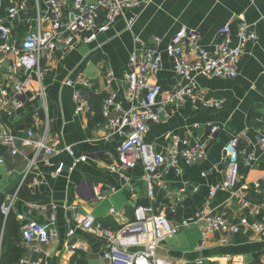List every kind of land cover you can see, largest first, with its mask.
I'll return each instance as SVG.
<instances>
[{
  "label": "crops",
  "instance_id": "0c3cea01",
  "mask_svg": "<svg viewBox=\"0 0 264 264\" xmlns=\"http://www.w3.org/2000/svg\"><path fill=\"white\" fill-rule=\"evenodd\" d=\"M15 1L25 3L29 19V22L13 24L14 35L21 39L30 27H36L37 2L0 0V22L7 21V7ZM39 5L41 12H46L48 0H39ZM65 8L66 12L71 4L66 2ZM137 12L140 13L138 19L130 28L126 18L120 17L110 31L99 34L96 40L59 51L53 60L44 61L41 75L44 99L37 83L19 97L20 107L11 100L1 103L0 94V136L13 135L15 148L20 152L13 155L10 148L0 147L4 158L0 163V194L5 199H14L11 215L15 223L18 222L14 234L22 248L15 264H24V258L29 264H72L77 259L83 260V264H110L103 257V242L84 230L78 218L93 214L98 223L117 229L135 220V208L140 204H152L156 210L163 205H177L178 215H170L174 223L198 211L224 213L232 221H238L241 215H247L251 222L264 219V151L258 145L264 131V0H149ZM242 22L249 23L258 37L244 46L237 76L197 77L203 96L223 99L222 108L190 101L171 104L162 120L152 125L147 139L157 151L166 152L176 136L191 143L207 142V150L205 157L195 164H183L181 174L171 170L165 178L170 192H162L161 199H150L141 165L118 171L110 169L111 164L119 163L118 148L124 136L108 126L103 116L105 99L95 97L103 93L108 97L116 92L124 107H129L130 55L134 50L151 45L163 51L158 82L162 86V97H166L182 80L176 76L174 60L165 52V46L182 28L198 32L200 43L209 48L220 38L224 25L231 23L235 37ZM188 58L194 59L195 55L188 54ZM14 62L15 55L0 54V86L10 96L19 75L13 68ZM78 79L90 83L86 89L89 110L83 113L76 112L74 98L80 86L68 83ZM211 126H220L213 137ZM31 128L36 131L35 138L47 132L49 142L72 146L76 156L86 155L88 159L72 167L75 158L62 153L52 156V165H46L45 154L35 157L33 150L23 143ZM234 135L241 138V159L234 186L219 190L211 197V187L226 179L224 147ZM250 152H255L256 159L248 164L246 157ZM34 158L27 183L19 191L21 179ZM61 161L66 163L65 171L52 178L51 173ZM125 177L130 183H126ZM233 191L245 196L251 207L241 210ZM52 215L56 217L59 239L26 244L22 239L24 224L28 220L47 222ZM199 224L165 239L159 247V255L177 264L197 261L239 264V260H244L245 264H264V235L257 230L243 229L230 236L226 243L219 242L223 232H218L205 249H200L202 228L207 220ZM12 227L11 224L10 229ZM70 230H74L73 235ZM75 243L85 249L72 251Z\"/></svg>",
  "mask_w": 264,
  "mask_h": 264
},
{
  "label": "built area",
  "instance_id": "2783aa9c",
  "mask_svg": "<svg viewBox=\"0 0 264 264\" xmlns=\"http://www.w3.org/2000/svg\"><path fill=\"white\" fill-rule=\"evenodd\" d=\"M37 19L36 27H30L23 38H17L13 33V24L19 21L29 22L26 18L27 7L23 1L12 2L7 7V21L0 22V54L15 55L13 68L19 72L14 84L12 94L0 86L1 103L11 100L16 106H21L19 97L27 94L35 83L38 84L41 98H45L44 87L41 82L42 64L53 60L62 50H71L83 43L96 40L99 34L111 30L117 19L124 17L130 28L138 19V9L147 5L149 0H48V9L41 12L39 0H36ZM66 2L71 8L66 10ZM48 25V27L46 26ZM257 34L247 22H242L236 36H233L231 23L220 29V38L206 48L200 43V35L194 30L182 28L165 46V52L174 60L176 76L182 80L173 90L162 97V86L158 82V74L162 69L163 51L156 45L134 50L130 55L128 83L129 107H124L116 92L106 97L103 106V116L113 132L124 136L119 146V163L111 164L113 171L122 168H133L141 165L147 185V193L154 200L160 192H170V184L165 179L171 170L177 174L183 172V164L192 165L206 155L207 142L191 143L186 138L173 137L171 145L166 152L157 151L148 141V133L152 125L162 120L166 115V108L171 104H183L188 101L201 103L205 107L222 108L223 99L207 98L199 90L198 76L207 78H234L238 74V65L241 62L243 48L257 40ZM194 54L189 59L188 54ZM37 76V78H36ZM113 76V72H112ZM70 85H79L74 98L77 103L76 112L89 110V94L86 89L89 81L78 79L69 81ZM13 96V98H11ZM10 101V102H11ZM220 129V126H211V137ZM34 128L28 129L23 139L25 146L31 148L35 157L45 154L44 162L52 165L51 157L67 153L75 158L72 167L79 162H85L86 155L76 156L72 146H61L49 142L47 132L35 138ZM14 136L4 133L0 136V147L10 148L13 155L20 152L15 148ZM241 138L238 135L231 137L224 147L227 162L226 179L213 185L210 196L215 197L219 190L231 189L238 174ZM259 148L264 151V131L258 140ZM34 158L28 170L24 173L18 190L27 183L30 170L35 164ZM256 159L255 152L246 157L247 163ZM4 161L0 154V163ZM66 163L61 161L51 173L57 178L66 169ZM126 183L130 180L125 177ZM132 191L133 187L130 188ZM237 195V202L241 210L251 207L250 201L233 191ZM14 199L7 198L2 203V213L7 217L12 210ZM177 205H163L156 210L152 204L137 205L135 220L130 224L114 229L96 221L93 214L79 216L78 223L82 228L103 242V257L110 264H177L176 262L159 255L160 245L169 236L178 234L181 230L207 220L202 228L200 249H205L208 242L216 237L215 234L223 232L219 237L220 243L228 242L230 236L241 230L255 229L264 235V219L251 222L247 215L239 216L238 221H232L224 213H206L198 211L194 215L174 223L170 215H178ZM114 212V211H113ZM70 235L74 230H70ZM60 237L56 217L52 215L47 222L28 220L22 228V239L26 244L36 240L49 243ZM72 251L84 250V246L75 243ZM2 246H0L1 264ZM24 264L30 261L26 258ZM239 264H245L239 260ZM32 264H41L34 262ZM195 264H202L197 261Z\"/></svg>",
  "mask_w": 264,
  "mask_h": 264
},
{
  "label": "trees",
  "instance_id": "16d2710c",
  "mask_svg": "<svg viewBox=\"0 0 264 264\" xmlns=\"http://www.w3.org/2000/svg\"><path fill=\"white\" fill-rule=\"evenodd\" d=\"M106 96L107 95L103 93L94 97L104 100L106 99ZM162 195L163 193L160 192L158 194V198L161 199ZM4 201L5 196H2L0 194V242H2L1 264H15L20 259L22 250L20 243L18 239H16V235L14 234L18 227V222L15 223L13 216L11 215L12 212H10L7 217L2 213L1 206ZM11 224L13 227L10 229ZM3 228L4 232L2 234ZM72 264H83V260H73Z\"/></svg>",
  "mask_w": 264,
  "mask_h": 264
}]
</instances>
